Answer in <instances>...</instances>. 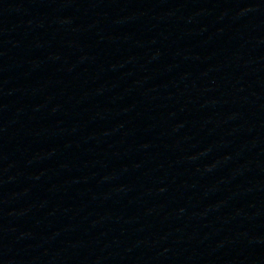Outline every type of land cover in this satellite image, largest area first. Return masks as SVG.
Instances as JSON below:
<instances>
[{
  "label": "water",
  "instance_id": "1",
  "mask_svg": "<svg viewBox=\"0 0 264 264\" xmlns=\"http://www.w3.org/2000/svg\"><path fill=\"white\" fill-rule=\"evenodd\" d=\"M0 264H264V0H0Z\"/></svg>",
  "mask_w": 264,
  "mask_h": 264
}]
</instances>
